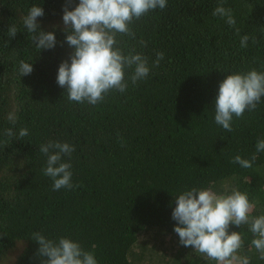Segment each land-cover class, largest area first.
<instances>
[{"label": "trees", "instance_id": "16d2710c", "mask_svg": "<svg viewBox=\"0 0 264 264\" xmlns=\"http://www.w3.org/2000/svg\"><path fill=\"white\" fill-rule=\"evenodd\" d=\"M66 3L0 0V264H41L37 232L78 242L97 264H217L179 243L172 211L180 194L197 188L246 193L255 204L251 216L264 215V152H256L264 97L254 111L233 116L231 132L214 119L228 75L264 72V0H223L235 27L212 15L221 0H167L165 9L134 19L135 39L117 40L124 55L134 50L148 58L149 75L96 105L70 102L57 84L59 65L73 52L62 20ZM78 4L72 0L68 10ZM33 5L44 10L37 23L54 33V49L38 50L23 25ZM11 25L18 32L9 39ZM244 35L256 43L242 48ZM158 52L164 58L154 67ZM21 60L31 63L30 75L20 76ZM132 74L127 69L125 79ZM21 128L28 135L18 138ZM49 141L75 148L62 158L71 163L73 190L53 191L43 174L40 146ZM253 154L251 168L230 162ZM249 227L230 225L229 234L242 235L238 254L264 264Z\"/></svg>", "mask_w": 264, "mask_h": 264}, {"label": "clouds", "instance_id": "9594fccd", "mask_svg": "<svg viewBox=\"0 0 264 264\" xmlns=\"http://www.w3.org/2000/svg\"><path fill=\"white\" fill-rule=\"evenodd\" d=\"M71 2L67 0L63 7L62 20L66 43L73 52L68 60L60 63L57 74V84L66 88L70 102L96 105L105 99L110 90L124 93L129 81L136 85L148 77V58L134 50L124 55L117 34L135 39V33L129 27L133 20H139L152 10L165 9L167 0H79L74 10L69 11ZM43 15V8L33 5L23 18L24 27L33 34L31 39L40 51L54 49L57 44L53 32L40 30L37 18ZM212 15L224 18L231 27L236 25L232 10L223 6V0ZM17 32L16 26L11 25L7 32L9 39L14 38ZM236 32L239 34L238 28ZM249 39L256 43L254 37L244 35L240 46L246 48ZM139 43L147 46L143 40ZM163 58L162 52L156 53L153 66L158 67ZM127 69L133 70L128 80L125 79ZM32 71L31 63L23 60L19 62L21 77L30 75ZM262 97L264 72L253 69L247 73L228 75L219 85L215 101V123L224 130L233 131V116L241 118L245 110L254 111ZM9 119L14 120V117L10 115ZM6 135L11 138L15 133L7 129ZM27 135L28 130L21 128L18 138ZM40 151L47 157L46 167L42 171L52 179L53 191L78 187L71 182V163L62 159L64 156L71 157L75 151L74 146L49 141L40 146ZM256 152H264V139L258 140ZM256 159V154L252 155L251 160L236 155L230 162L248 169ZM174 202L176 207L172 211V219L177 224L174 232L178 234L182 246H191L217 264H250L247 255L238 254L244 246L241 233L233 231L229 234L230 225H250L249 230L255 237L251 240V246L264 260V215L251 216L255 204L249 202L246 193L233 190L225 196L217 195L211 189L192 188L180 194ZM33 240L39 245L41 264H97L93 252L85 251L78 242L69 238L52 240L37 232L33 233ZM45 257L47 259H43Z\"/></svg>", "mask_w": 264, "mask_h": 264}]
</instances>
